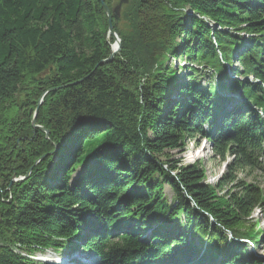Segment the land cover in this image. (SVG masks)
I'll use <instances>...</instances> for the list:
<instances>
[{
    "label": "trees",
    "instance_id": "16d2710c",
    "mask_svg": "<svg viewBox=\"0 0 264 264\" xmlns=\"http://www.w3.org/2000/svg\"><path fill=\"white\" fill-rule=\"evenodd\" d=\"M102 1L0 0V264H264L234 240L264 248V192L236 178L263 171L264 0H127L99 63ZM198 136L232 156L214 185L170 159Z\"/></svg>",
    "mask_w": 264,
    "mask_h": 264
},
{
    "label": "rangeland",
    "instance_id": "374dc122",
    "mask_svg": "<svg viewBox=\"0 0 264 264\" xmlns=\"http://www.w3.org/2000/svg\"><path fill=\"white\" fill-rule=\"evenodd\" d=\"M127 0L123 1L120 5L121 7L126 4ZM183 59L180 58L181 62H173L170 60L171 63L170 66L175 67L177 70L179 67H181L183 64H186L182 61ZM167 63V62H166ZM203 72V71H202ZM184 72H177L178 79L181 78V75H183ZM207 74L204 75L203 78H201V84H204L207 80ZM33 117V116H32ZM32 120V119H31ZM36 122V121H35ZM35 125H38L35 123ZM40 126V125H38ZM197 142L194 140L187 141L184 150L180 151L178 149L169 151L170 159H181L182 163L184 164H195L197 162L201 163V165L204 168L205 175H206V182L214 185L216 184L220 178L223 176V174L226 172L228 164L232 161V156L227 153L224 159H220L217 156H214L211 152L210 145L203 137H197ZM236 178L243 183L247 184L250 183L252 185H257L258 188H261L264 192V162H263V171H255L250 170L248 168H244L243 170H239L236 173ZM14 179V178H13ZM18 179V178H15ZM15 179L13 181H15ZM231 183H225L221 190H219L218 194H224L228 192V189L231 187ZM163 196L167 199L168 202H170L171 198L173 197L172 190L167 184L163 185L162 190ZM256 209L253 214V222H257L256 230L258 231L260 228L264 229V211ZM257 239H259L256 236ZM239 240V239H238ZM248 241V239H246ZM198 243L197 240H195V244ZM199 245V244H198ZM244 250L250 254V256H253L257 260L264 261V248L261 245H255L248 241V243L243 245ZM87 254V256H86ZM82 256L80 254L79 261L77 263L79 264H97L98 259L91 256V254L86 253ZM34 259L46 262L48 264H77L74 262H70V256L63 255L62 257L57 255L56 253L52 252L51 250H47L44 252V254L38 255L37 253L33 256ZM76 260V259H75ZM187 264H199L197 260H194Z\"/></svg>",
    "mask_w": 264,
    "mask_h": 264
},
{
    "label": "water",
    "instance_id": "95a60500",
    "mask_svg": "<svg viewBox=\"0 0 264 264\" xmlns=\"http://www.w3.org/2000/svg\"><path fill=\"white\" fill-rule=\"evenodd\" d=\"M124 0H119L118 4L113 8V9H109L107 7V5L102 1L101 5H102V8L104 10V13L107 17V22H108V33L112 36V38L114 39V42L113 44H111V50H110V54L109 56L106 58V59H103L101 60L99 63H107L109 61H111V59L113 58V56L119 51L120 49V38L118 37V35L115 33L114 29H113V24H112V20L114 21H117L118 18H119V12H120V5L122 4ZM126 1V0H125ZM115 45V49H112V46ZM76 83V82H75ZM75 83H72V84H75ZM68 85H71V84H67V85H64V86H68ZM61 87L63 86H57V87H52V88H49L46 92L48 91H55L57 89H60ZM44 92L42 94V96L46 93ZM40 104V101L38 103V105ZM38 105L34 111V115L32 117V120H31V126L32 127H36L40 130H44L46 133L47 131L42 127V126H38V125H35V118H36V114H37V111H38ZM30 169L28 170V172L26 173L25 177L28 175ZM24 177H20L18 179H15V181H20L22 180ZM12 179V181L14 180Z\"/></svg>",
    "mask_w": 264,
    "mask_h": 264
},
{
    "label": "bare ground",
    "instance_id": "6f19581e",
    "mask_svg": "<svg viewBox=\"0 0 264 264\" xmlns=\"http://www.w3.org/2000/svg\"><path fill=\"white\" fill-rule=\"evenodd\" d=\"M112 49H115V45L112 46Z\"/></svg>",
    "mask_w": 264,
    "mask_h": 264
}]
</instances>
